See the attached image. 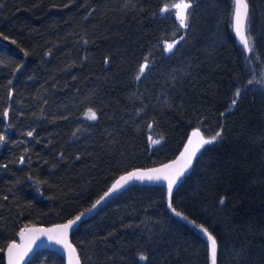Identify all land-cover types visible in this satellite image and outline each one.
<instances>
[{
  "label": "trees",
  "instance_id": "obj_1",
  "mask_svg": "<svg viewBox=\"0 0 264 264\" xmlns=\"http://www.w3.org/2000/svg\"><path fill=\"white\" fill-rule=\"evenodd\" d=\"M175 2L0 0V264L24 227L75 218L195 131L221 136L172 201L161 183L122 190L73 234L82 263L211 264L206 228L216 264H264V0H248L251 52L234 0H189L187 28ZM29 264L65 260L44 249Z\"/></svg>",
  "mask_w": 264,
  "mask_h": 264
},
{
  "label": "snow or ice",
  "instance_id": "obj_2",
  "mask_svg": "<svg viewBox=\"0 0 264 264\" xmlns=\"http://www.w3.org/2000/svg\"><path fill=\"white\" fill-rule=\"evenodd\" d=\"M174 9H177V11L174 13L175 16L179 19V25L182 28H187L188 24L186 23L188 19L187 9L191 7V3L187 2V0H180V3L172 5ZM247 2L246 0H235V21H236V32L241 37V40L244 44V47L248 49V51H252V48L249 47V42L247 38L244 36L243 32L241 31V25L244 24V22L247 20ZM168 6L166 5L163 9H161L162 12H167ZM183 39V37H181ZM175 43H178V41L173 42L172 44L166 45V50L171 51L175 47ZM145 68H147V64L141 66L139 74L137 76V79L140 78L141 75H143ZM249 83H252V81H249ZM240 96V90L239 88L235 92V97L238 98ZM235 99L233 100V104H235ZM89 118L90 119H96V115L94 112H92L91 109H89ZM29 136L32 135L31 132L28 133ZM193 137H197L198 140L195 144V147L189 150V148L185 149V152L181 154V158L178 161H173L172 164L164 165L162 169H153L151 170L153 174H140L137 175L136 173H130V176H135L139 180H160L164 179L168 181V192L169 194L172 192L173 184L175 183L176 179H178L180 176H183L185 171L191 166L192 158L195 156L196 152H198L204 145H211L213 144L218 137L221 136V132H217L216 135L212 136L211 138H204L199 131H195L192 133ZM4 137L0 136V140H3ZM153 143H159V141H153ZM193 141L189 140V145H192ZM22 159V158H21ZM181 161L183 162L181 164ZM181 164V166L178 169H174V165ZM174 169V170H173ZM166 170H173V172L169 173ZM163 173V175H161ZM121 179H126L122 177ZM119 183V182H117ZM116 190V185H113L112 191ZM110 193H105V196H108ZM104 199V197H101L100 200L96 201V204H94L92 207L96 208L97 205L101 203V201ZM221 204L224 203L223 200L220 201ZM175 212V209H173ZM177 216H181L179 212H175ZM81 215H78L75 217V219L69 220L66 224L63 225H57L54 229H32L33 232L41 233V234H47L49 240H54L57 244H62L65 247H70V245H67L66 243V235L67 230L72 228L73 225H75L80 219ZM183 219H187V217H182ZM203 233L207 234L208 239L211 241V264H216V240L214 237L211 236L207 232L206 228H202ZM53 233H56V235H53ZM23 235V233H21ZM38 237H34V239H37ZM19 246L15 243H12L8 246V264H19V257L14 258L13 257V250L18 248ZM27 251V250H26ZM74 251V249H73ZM138 259L140 261H146L148 258L140 254Z\"/></svg>",
  "mask_w": 264,
  "mask_h": 264
},
{
  "label": "water",
  "instance_id": "obj_3",
  "mask_svg": "<svg viewBox=\"0 0 264 264\" xmlns=\"http://www.w3.org/2000/svg\"><path fill=\"white\" fill-rule=\"evenodd\" d=\"M246 2L248 5L247 20L244 22V24L241 25V31L243 32L244 36L247 38V40L249 42V38L247 35V22H248V17H249V13H250V5H249L248 0H246ZM234 3H235V0H234ZM234 13H235V10H234ZM235 29H236V21H235V16H234L233 17V31H234V34H235L237 40L239 41V43L244 47V44L241 40V37L237 34ZM249 47H250V43H249ZM244 49L246 52H249L248 49H246L245 47H244ZM180 158H181V155H179L178 157H176V158H174L168 162H165L161 165H157V166H153V167H138V168L129 170V171L121 174L111 184L109 189L105 192V193H110V194L108 196H105V193H104L101 196V197H104V199L101 201V203L99 205H97L96 208L91 207L89 210L83 212L81 219L75 225H73L72 228L67 230V235H66L65 239H66L67 245H70V247H65L62 244H57L54 240H49L47 234H41V233H37V232L32 231V229H54V228H56L57 225L66 224L69 220L66 222L56 223V224H52V225H30V226L24 227L20 231V233L18 234L17 239L10 243V244L15 243L16 245L19 246L18 248L13 250V257L14 258L19 257V264H29V262L34 258V256L36 255L37 252L46 249V250L56 251L57 253H59L64 258L65 264H83L81 256L79 254V251L72 241L73 234L78 230V228L81 226L83 221L87 217H89L90 215L95 213L101 206L106 204L112 197H114L115 195H117L122 190H124L125 188H127L128 186H130L132 184L161 183V184L166 185V187H167L168 186L167 180H164V179L151 180V181L147 180V179L139 180L135 176H130L129 174L130 173H136L137 175H140V174L148 173V174L155 175L156 173H152L151 170L162 169L164 165L172 164L173 161H178V160H180ZM192 162H193V159H192ZM182 163L183 162L181 161V164ZM181 164L174 165V169H178L181 166ZM191 168H192V163H191V166L185 171L184 175L180 176L178 179H176L175 183L173 184L172 192L170 194L168 192V200L170 202L172 201V196H173L176 188L183 181V179L188 175ZM173 170H166V171L171 173V172H173ZM161 175H163V173H161ZM122 177H124L126 179H121ZM117 182H119V183H117ZM113 185H116L115 191H112ZM167 189H168V187H167ZM101 197L98 200H100ZM73 219H75V218H73ZM21 233H23V235H21ZM53 235H56V233H53ZM34 237H38V238L34 239ZM73 249H74V251H73ZM5 264H8V247L5 251Z\"/></svg>",
  "mask_w": 264,
  "mask_h": 264
},
{
  "label": "rangeland",
  "instance_id": "obj_4",
  "mask_svg": "<svg viewBox=\"0 0 264 264\" xmlns=\"http://www.w3.org/2000/svg\"><path fill=\"white\" fill-rule=\"evenodd\" d=\"M187 2H189V0H187ZM177 3H180V0H176L175 4H177ZM168 9H169V8H168ZM176 11H177V9H176ZM187 13H188V9H187ZM176 18H177V17H176ZM177 20L179 21L178 18H177ZM186 23H187V21H186ZM175 41H178V43L180 42V40H175ZM175 41L172 40V41H166V42H165V51H166L167 54L172 53V52L174 51V49L176 48V46H177L178 43H175V47H174L170 52L166 50V45H167V44H172V43L175 42ZM200 133H201V132H200ZM201 135H202L204 138H206V139L212 137V136L207 137V136H205V135L202 134V133H201ZM213 136H214V135H213ZM191 140L193 141V144H192V145H189V143H188L187 148H189V150H191L192 148L195 147V144H196L198 138H197V137H193V136H191ZM204 146H205V145H204ZM204 146H203V147H204ZM203 147H202L201 149H203ZM201 149H200V150H201ZM200 150H199L198 152H196L195 156L200 152ZM195 156H194V157H195ZM194 157H193L192 159H194Z\"/></svg>",
  "mask_w": 264,
  "mask_h": 264
}]
</instances>
